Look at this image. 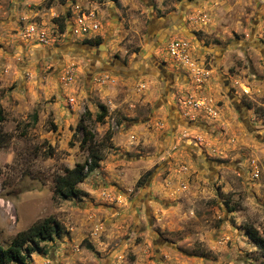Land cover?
<instances>
[{
  "label": "rangeland",
  "instance_id": "374dc122",
  "mask_svg": "<svg viewBox=\"0 0 264 264\" xmlns=\"http://www.w3.org/2000/svg\"><path fill=\"white\" fill-rule=\"evenodd\" d=\"M0 108L1 241L63 225L26 264H264V0H0Z\"/></svg>",
  "mask_w": 264,
  "mask_h": 264
},
{
  "label": "trees",
  "instance_id": "16d2710c",
  "mask_svg": "<svg viewBox=\"0 0 264 264\" xmlns=\"http://www.w3.org/2000/svg\"><path fill=\"white\" fill-rule=\"evenodd\" d=\"M59 27L64 30L62 21L59 22ZM105 115L106 108L103 106L102 111L96 115V119L102 120ZM87 117H90L89 111L83 114L77 128L83 134L81 140L83 144L88 145L89 154L83 162H78L73 167L66 168L63 173L56 177L54 192L61 198L85 195V190L80 188L78 184L99 166L103 158L99 142L95 141L94 133L85 123ZM4 119L3 110L0 108V122ZM0 135H2L1 132ZM109 137H111L110 133ZM246 229L251 239L264 251V237L251 225H247ZM62 230L63 225L57 218L47 216L19 231L7 245L3 244L0 238V264H26L31 253L44 251V243L53 240Z\"/></svg>",
  "mask_w": 264,
  "mask_h": 264
},
{
  "label": "built area",
  "instance_id": "2783aa9c",
  "mask_svg": "<svg viewBox=\"0 0 264 264\" xmlns=\"http://www.w3.org/2000/svg\"><path fill=\"white\" fill-rule=\"evenodd\" d=\"M175 49H177V47H174V49H173V50H174V52H177V50H175Z\"/></svg>",
  "mask_w": 264,
  "mask_h": 264
},
{
  "label": "flooded vegetation",
  "instance_id": "af4514ba",
  "mask_svg": "<svg viewBox=\"0 0 264 264\" xmlns=\"http://www.w3.org/2000/svg\"><path fill=\"white\" fill-rule=\"evenodd\" d=\"M161 70H163V69H161ZM163 74V73H162Z\"/></svg>",
  "mask_w": 264,
  "mask_h": 264
}]
</instances>
